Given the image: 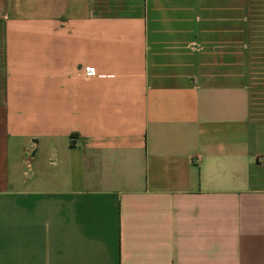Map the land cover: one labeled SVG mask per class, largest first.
Listing matches in <instances>:
<instances>
[{"label": "crops", "instance_id": "0c3cea01", "mask_svg": "<svg viewBox=\"0 0 264 264\" xmlns=\"http://www.w3.org/2000/svg\"><path fill=\"white\" fill-rule=\"evenodd\" d=\"M0 264H264V0H0Z\"/></svg>", "mask_w": 264, "mask_h": 264}, {"label": "built area", "instance_id": "2783aa9c", "mask_svg": "<svg viewBox=\"0 0 264 264\" xmlns=\"http://www.w3.org/2000/svg\"><path fill=\"white\" fill-rule=\"evenodd\" d=\"M84 70H85L86 74H89V73L92 72V69H90V68H86ZM30 160H31L30 153L28 151V153L24 156V163H25L26 168H29L30 167Z\"/></svg>", "mask_w": 264, "mask_h": 264}, {"label": "rangeland", "instance_id": "374dc122", "mask_svg": "<svg viewBox=\"0 0 264 264\" xmlns=\"http://www.w3.org/2000/svg\"><path fill=\"white\" fill-rule=\"evenodd\" d=\"M24 166H25V163H24ZM30 168V169H29ZM29 168H26V166H25V168L23 169V171H25L26 172V176L28 177V176H30L31 174L33 175L34 173H33V170H32V167H29Z\"/></svg>", "mask_w": 264, "mask_h": 264}]
</instances>
